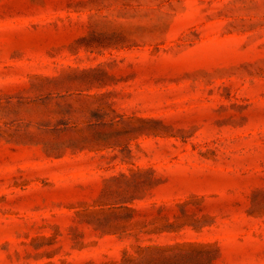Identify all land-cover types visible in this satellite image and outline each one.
I'll list each match as a JSON object with an SVG mask.
<instances>
[{
  "label": "rangeland",
  "instance_id": "374dc122",
  "mask_svg": "<svg viewBox=\"0 0 264 264\" xmlns=\"http://www.w3.org/2000/svg\"><path fill=\"white\" fill-rule=\"evenodd\" d=\"M0 264H264V0H0Z\"/></svg>",
  "mask_w": 264,
  "mask_h": 264
},
{
  "label": "trees",
  "instance_id": "16d2710c",
  "mask_svg": "<svg viewBox=\"0 0 264 264\" xmlns=\"http://www.w3.org/2000/svg\"><path fill=\"white\" fill-rule=\"evenodd\" d=\"M160 249V248H159Z\"/></svg>",
  "mask_w": 264,
  "mask_h": 264
}]
</instances>
